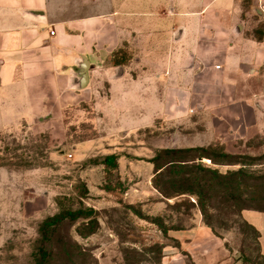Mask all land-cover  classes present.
I'll return each mask as SVG.
<instances>
[{"label": "rangeland", "instance_id": "rangeland-1", "mask_svg": "<svg viewBox=\"0 0 264 264\" xmlns=\"http://www.w3.org/2000/svg\"><path fill=\"white\" fill-rule=\"evenodd\" d=\"M245 86L264 89L260 80ZM123 116L121 105L101 114L91 100L61 125L0 131V264H163L182 253L178 235L206 222L238 264H264L240 215L264 208V132L225 140L207 108L151 115L141 128Z\"/></svg>", "mask_w": 264, "mask_h": 264}, {"label": "crops", "instance_id": "crops-1", "mask_svg": "<svg viewBox=\"0 0 264 264\" xmlns=\"http://www.w3.org/2000/svg\"><path fill=\"white\" fill-rule=\"evenodd\" d=\"M195 2L0 0V131L61 125L67 110L92 100L101 114L121 105L129 128L207 108L225 140L264 132V89L244 88L264 83V0ZM122 48L128 55L119 60ZM242 217L260 232L264 255V211ZM178 238L182 253L163 264H238L227 239L204 223Z\"/></svg>", "mask_w": 264, "mask_h": 264}, {"label": "trees", "instance_id": "trees-1", "mask_svg": "<svg viewBox=\"0 0 264 264\" xmlns=\"http://www.w3.org/2000/svg\"><path fill=\"white\" fill-rule=\"evenodd\" d=\"M108 159H112L113 160V162L115 161V159H116V157L115 156H111V157H109ZM170 163V164H169ZM168 164H165V165H167V166H171V165H174L175 164V162H173V161H171V162H169ZM114 165H116L117 166V163L116 162H114ZM164 165V166H165ZM164 166H162V165H157V170H160V172L159 173H161V172H163L164 171ZM166 166V167H167ZM207 171H209L210 173H214L216 176H220L221 174L217 171V172H214V171H212V170H210V169H208ZM203 182H206L204 179H203ZM155 184H156V188L163 194V195H165L166 197H170L169 195V193L168 192H166L165 190H163V189H161L160 188V186H159V183H158V181H157V179H155ZM195 195H197L198 197H200V194L199 193H195ZM240 198H241V196H240ZM200 206V209L202 210V212H204V206H203V204H200L199 205ZM244 209H255V210H259V211H264V208H255V207H247V206H244V207H241V212H240V215H241V217H242V211L244 210ZM88 219H90L91 220V218L90 217H88ZM242 219H243V217H242ZM244 220V219H243ZM246 223H248L246 220H244ZM206 225H208V226H210L211 228H212V230L214 231V233L216 234V235H218V236H222V235H220V234H218L215 230H214V228L211 226V224H209L208 222H206L205 223ZM249 224V223H248ZM252 228H253V230L255 231V234H256V241H257V245H258V249H259V256L262 258V257H264V255L261 253V250H260V245H259V241H258V239H259V237H260V232L254 227V226H252L251 224H249ZM223 237V236H222ZM227 244H228V242H227ZM180 246V245H179ZM237 257V256H236ZM237 259H238V263L241 261V258L240 257H237ZM255 264V263H254Z\"/></svg>", "mask_w": 264, "mask_h": 264}, {"label": "water", "instance_id": "water-1", "mask_svg": "<svg viewBox=\"0 0 264 264\" xmlns=\"http://www.w3.org/2000/svg\"><path fill=\"white\" fill-rule=\"evenodd\" d=\"M87 81H88V74H87L86 70L84 69L82 72L81 78L78 80L80 87L85 86Z\"/></svg>", "mask_w": 264, "mask_h": 264}, {"label": "built area", "instance_id": "built-area-1", "mask_svg": "<svg viewBox=\"0 0 264 264\" xmlns=\"http://www.w3.org/2000/svg\"><path fill=\"white\" fill-rule=\"evenodd\" d=\"M51 33L54 34V30H51ZM219 68V66H217Z\"/></svg>", "mask_w": 264, "mask_h": 264}]
</instances>
